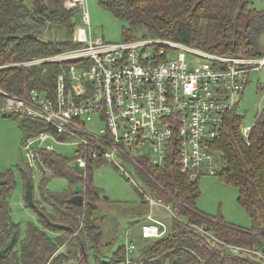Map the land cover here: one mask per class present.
Here are the masks:
<instances>
[{
  "label": "trees",
  "instance_id": "obj_1",
  "mask_svg": "<svg viewBox=\"0 0 264 264\" xmlns=\"http://www.w3.org/2000/svg\"><path fill=\"white\" fill-rule=\"evenodd\" d=\"M66 1L0 0V90L23 96L31 88L52 89L59 64L44 62L31 67L16 64L75 46L72 40L75 9H67ZM97 3L123 23L122 40H170L219 56L258 57L263 53L259 39L264 36V9L250 8L248 0H97ZM53 26L62 28L61 39L45 38ZM16 119L21 129L31 131L28 136L41 128L27 118ZM241 121V115L230 114L213 148L220 153L216 175L238 190L237 202L252 226L239 227L226 222L220 215L198 210L199 176L190 180L181 174L176 159L169 160L163 169L140 160L139 176L147 191L169 205L175 217L168 219L167 234L141 245L139 255L129 260L130 264H264V259L253 254H235L227 249L239 246L261 251L264 243V107L251 126L248 145L239 131ZM35 162L42 174L49 171L50 175L66 178L70 184L80 183L81 192L73 189L61 194L46 192V175L42 176L40 192L48 193L45 199L49 197L50 202L47 204L58 215L61 209L65 211L61 217L68 221L67 228L52 226L48 223L54 221L51 215L53 221L39 205L26 203L37 213L42 225L28 223L24 237L20 238L18 224L10 217L7 197L15 182L9 174H2L0 251L11 236L15 235L16 240L6 257L0 258V264L86 262V252L94 249L100 237L98 225L91 222L96 203L108 199L92 183L94 161H88L84 176L69 163L70 160L54 151L38 149ZM77 194L83 196L81 206L67 202ZM78 226L80 234L66 239V235L74 233ZM200 228H204V232ZM63 245L67 247L65 253L61 251ZM123 253L124 247H119L112 260L105 264L125 261Z\"/></svg>",
  "mask_w": 264,
  "mask_h": 264
},
{
  "label": "built area",
  "instance_id": "obj_2",
  "mask_svg": "<svg viewBox=\"0 0 264 264\" xmlns=\"http://www.w3.org/2000/svg\"><path fill=\"white\" fill-rule=\"evenodd\" d=\"M84 2L67 0L65 7L79 8L88 29ZM85 27L75 28L73 48L16 64H59L51 90L31 88L23 96L0 90V116L27 118L41 127L22 145L29 159L33 156L35 161L38 151L30 150L33 138L54 143L74 139L73 161L83 168V175L89 160L109 162L141 194L127 170L139 176L140 160L163 169L174 158L180 173L190 180L216 175L214 142L230 114H237L248 74L264 66V51L258 57L219 56L170 40L110 42L87 36ZM88 123L98 130L89 129ZM250 129L239 130L246 145ZM42 149L52 151V147ZM144 202L150 205L147 220H152L154 205L175 217L169 205L149 192ZM158 234L154 231L150 237ZM124 249L129 264L126 256L134 245ZM227 249L264 259L260 250Z\"/></svg>",
  "mask_w": 264,
  "mask_h": 264
},
{
  "label": "rangeland",
  "instance_id": "obj_3",
  "mask_svg": "<svg viewBox=\"0 0 264 264\" xmlns=\"http://www.w3.org/2000/svg\"><path fill=\"white\" fill-rule=\"evenodd\" d=\"M84 5L89 18V31L87 26L85 27L82 23L79 8L74 10L75 28L85 27L87 36L91 34L93 37H102L110 42L122 41L123 23L116 19L111 12L102 8L97 0H85ZM248 5L250 8L262 10L264 9V0H248ZM63 34L62 28L53 26L50 28V32L45 34V38L57 40L61 39ZM259 44L264 51V36L260 37ZM188 59L187 57V61ZM263 107L264 66L259 70L251 71L247 76L243 93L237 105V114L242 116L241 126H252L256 115L260 113ZM87 127L94 131L98 130V126L94 124L88 123ZM29 132H25L20 128L19 121L15 117L0 116V177L2 174L7 173L15 182L7 197L10 217L15 224H18L20 238L24 237L28 223L37 226L42 225L39 222L37 213L30 206H27V202L24 200L25 174L31 179L33 202L39 205L49 218L50 215L52 216L54 221L50 219L53 223L63 222L62 224L67 226L68 221L61 217V214L65 212L64 210L61 209L58 215L47 204L50 202L49 197L45 199L48 193L40 192L42 176L46 175L44 186L46 192L61 194L72 189L81 192L82 189L80 183L70 184L66 178L50 175L49 171L42 174V170L34 161L33 156L29 159L27 150L22 147L26 138L30 137L28 136ZM49 147H52V151L56 154L70 160L69 163L78 172H82L83 168L77 167L73 161L77 152L76 140L69 139L54 143L49 140L39 142L33 138L30 150L36 151ZM145 150L151 152L148 147ZM215 155L220 160V153ZM127 170L130 171L136 185L141 188L142 194L131 181L126 180L109 162H94L92 164V183L95 187L101 189L108 198L96 203V209L91 219V222L98 225L100 237L93 245L94 249L86 250V262L73 260L67 264L107 263L112 260L119 247L125 248L126 245L130 244L134 245V249L127 254L126 258L129 260L135 259L139 255V247L151 242L152 240L149 239L151 233L159 230L165 224L168 214L156 205H154L155 207L152 206L154 207L152 215L165 222L154 218L149 221L145 219L150 211V205L144 202V196L148 191L145 188L144 181L132 169L128 168ZM197 186L200 192L199 197L196 199L198 210L208 215H220L226 222L239 227L250 228L252 226L251 220L237 202L238 190L234 186L221 181L217 175L200 176L197 179ZM49 233L55 235L51 231ZM76 234H80V226L76 228L74 233L66 235V239H71V236ZM66 249L67 247L64 245L61 247V251L64 253ZM123 258L125 259V249ZM125 262L126 259L114 264H126Z\"/></svg>",
  "mask_w": 264,
  "mask_h": 264
},
{
  "label": "water",
  "instance_id": "obj_4",
  "mask_svg": "<svg viewBox=\"0 0 264 264\" xmlns=\"http://www.w3.org/2000/svg\"><path fill=\"white\" fill-rule=\"evenodd\" d=\"M24 200L27 202L28 205H33V196H32V184H31V179L29 178L28 175L25 174V178H24ZM3 182L0 181V185H2ZM68 203H71L73 205L76 206H81L83 204V196L77 194V195H73L71 196L68 200ZM50 223L52 226H55L57 228H67V226L65 225H61V224H57V223ZM16 237L15 235L11 236V238L8 240L7 245L0 251V258H5L6 257V252L7 250L12 246V244L15 242ZM261 252L264 254V243L261 244ZM101 264H105V263H101ZM173 264H175V262H173Z\"/></svg>",
  "mask_w": 264,
  "mask_h": 264
},
{
  "label": "crops",
  "instance_id": "obj_5",
  "mask_svg": "<svg viewBox=\"0 0 264 264\" xmlns=\"http://www.w3.org/2000/svg\"><path fill=\"white\" fill-rule=\"evenodd\" d=\"M155 207V206H154ZM154 207H152L151 208V211H152V214H153V208ZM161 208V207H160ZM167 214H168V219H169V217H170V215H169V213L164 209V208H162ZM163 210H162V212H163ZM160 214H162V213H160ZM156 215V214H155ZM145 218V217H144ZM152 218H154V219H157V220H161V219H158V218H155V216L154 215H152ZM166 220V222L165 221H163V220H161V221H163V222H165V224H163V226H161V228L159 229V230H157L158 231V233H160V234H158L157 236H154V237H149V239L150 240H154V239H159V238H162L163 236H165L166 234H167V232H168V229H169V220ZM144 220V219H143ZM149 221V220H148ZM244 228V227H243ZM163 232V233H162ZM140 234H141V229H140Z\"/></svg>",
  "mask_w": 264,
  "mask_h": 264
}]
</instances>
